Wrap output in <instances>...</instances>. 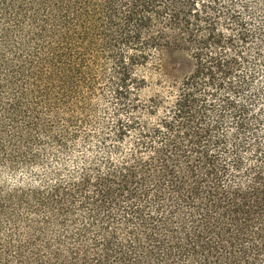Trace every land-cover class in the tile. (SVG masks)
<instances>
[{"label":"trees","instance_id":"1","mask_svg":"<svg viewBox=\"0 0 264 264\" xmlns=\"http://www.w3.org/2000/svg\"><path fill=\"white\" fill-rule=\"evenodd\" d=\"M261 5L0 0V168L66 151L107 89L104 140L132 145L74 176L0 184V264H264ZM181 46L174 97L142 98Z\"/></svg>","mask_w":264,"mask_h":264},{"label":"rangeland","instance_id":"2","mask_svg":"<svg viewBox=\"0 0 264 264\" xmlns=\"http://www.w3.org/2000/svg\"><path fill=\"white\" fill-rule=\"evenodd\" d=\"M260 4L264 7V0H260ZM181 48L167 51L163 60V71H165L166 76L161 79L160 75L155 74L153 80L157 84L156 88H144L141 93L142 98L152 95L154 89L163 90V96L167 97V101L174 97L171 92L170 80L189 68V60L184 58L186 52ZM174 51L177 52L174 54ZM255 55L254 52L250 55L253 62H255ZM257 64L259 75L253 80V84L260 94V99L256 102L259 105L264 104V61L257 60ZM153 67H155V64H149L150 69ZM143 73L141 72V74ZM147 76L149 77V75ZM258 97L256 96V98ZM95 98L96 110L89 115L88 123L83 126L79 135L68 144L66 151L48 150L43 161L29 163L25 166L15 168L2 166L0 168V184L5 187L37 186L45 181L53 180L56 171L65 175L73 174L72 176H74L83 167L90 164L87 163L89 159L100 157V155L108 157L109 154H113L112 157L115 160H121L130 153L132 145L128 143L129 141H126L128 138L122 143L113 139L104 140L117 118L116 102L110 93V89L105 90L102 96ZM162 112L163 108L159 109L158 115Z\"/></svg>","mask_w":264,"mask_h":264}]
</instances>
